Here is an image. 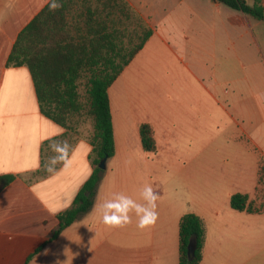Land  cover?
<instances>
[{"label": "crops", "instance_id": "1", "mask_svg": "<svg viewBox=\"0 0 264 264\" xmlns=\"http://www.w3.org/2000/svg\"><path fill=\"white\" fill-rule=\"evenodd\" d=\"M51 1L0 0V176H16L0 192V264H25L56 231L12 237L1 228L59 223L93 171L89 136L45 117L29 69L7 64L22 30ZM127 1L154 33L109 89L115 155L91 211L28 264H179L180 222L188 213L207 226L200 264H264V212L231 207L238 193L257 203L262 198L264 21L218 0ZM97 32L82 18V37ZM16 95L21 103L14 107L7 100ZM122 100L141 110L128 116ZM142 124L152 126L156 152L143 148ZM217 130L233 131L234 138L212 139ZM65 141L67 164L49 170L57 155L50 145ZM165 157L175 165L171 172ZM145 185L158 196L154 226L137 228L134 212L124 228L103 224L101 204L117 193L144 204Z\"/></svg>", "mask_w": 264, "mask_h": 264}, {"label": "trees", "instance_id": "2", "mask_svg": "<svg viewBox=\"0 0 264 264\" xmlns=\"http://www.w3.org/2000/svg\"><path fill=\"white\" fill-rule=\"evenodd\" d=\"M226 6L264 21L263 0H218ZM61 5L50 10L52 1L22 30L8 58V66H26L33 78L42 114L54 123L75 130L76 119H90L88 141L93 171L77 193L73 204L59 213V228L29 257L28 264L47 244L87 215L95 204L99 184L106 169L103 159L115 155V137L109 89L152 37L154 29L127 0H57ZM74 10L76 13L74 14ZM84 19L87 29L97 24L91 38L79 34ZM76 120V121H75ZM143 148L157 151L150 124H142ZM49 142L45 144L48 145ZM16 179L0 176V192ZM260 190V189H259ZM231 207L237 211L263 213L249 195L235 194ZM207 238V226L198 215L188 213L180 222L179 264H200ZM193 257H189L190 248Z\"/></svg>", "mask_w": 264, "mask_h": 264}, {"label": "clouds", "instance_id": "3", "mask_svg": "<svg viewBox=\"0 0 264 264\" xmlns=\"http://www.w3.org/2000/svg\"><path fill=\"white\" fill-rule=\"evenodd\" d=\"M59 7H61V5L57 0H52L50 10L54 11ZM50 147L57 155L49 158V170H52L54 166L61 161L67 164L68 150L70 147L68 143L66 141L62 144L53 143ZM140 195L146 203H137L131 197L123 193L114 194L112 199L106 200L99 206L102 212L103 224L113 229L124 228L132 223L130 213L134 212L139 218L136 225L137 228L144 230L154 226L158 219V212L156 210L158 196L150 185H145Z\"/></svg>", "mask_w": 264, "mask_h": 264}, {"label": "rangeland", "instance_id": "4", "mask_svg": "<svg viewBox=\"0 0 264 264\" xmlns=\"http://www.w3.org/2000/svg\"><path fill=\"white\" fill-rule=\"evenodd\" d=\"M82 0H80L81 2ZM7 81H5L3 83V91L5 92L7 87H8V84L6 83ZM210 84L212 87L214 86V82H211V83H208ZM148 91H143L139 94H147ZM138 94V95H139ZM136 97V95H134ZM21 97H19L18 95L10 98L7 100V103L13 105L14 107L18 106L20 103H21ZM18 104V105H17ZM121 109L123 111H126V114L128 116H133L134 115V111H140L141 109L140 108H137V110H135L134 106L133 105H124L123 103V100L121 101ZM20 109V108H19ZM141 113V112H140ZM136 116V114L134 115ZM78 120V121H76ZM76 123H75V130H77L80 134V136L82 137H85V135L87 136H90L89 135V131H92V124H91V121L90 119H84V118H78L76 119ZM135 120L133 119L132 122H134ZM88 133V134H87ZM234 133L233 131H228L227 134H221L220 132L217 131H213L212 132V139H216L217 141H221V140H224V139H231V138H234ZM91 134V132H90ZM134 134V133H132ZM187 135V133H185ZM179 135H181L179 133ZM185 140H188L187 136L184 138ZM185 152H186V149H185ZM136 155H140V153H136ZM166 161H167V164L165 163L164 164V167L165 168H168L169 166H175V165H171L169 163V159L167 157H165ZM139 166L140 168H143V161L140 160L139 162ZM168 170H170L168 168ZM171 172V170H170ZM167 174V173H166ZM260 189V192H261V196L262 198L260 199V202H258V205H262L264 204V180L263 182L261 183V187L259 188ZM22 224V223H21ZM59 228V223L57 220H54V219H51L49 222H48V225L46 226H40V225H36L35 227H30V228H27V227H20V226H10V227H6V228H1V230L5 231L9 236H14L15 234H18V233H24V234H34V233H37L38 235H47V236H51L52 233L57 230Z\"/></svg>", "mask_w": 264, "mask_h": 264}, {"label": "water", "instance_id": "5", "mask_svg": "<svg viewBox=\"0 0 264 264\" xmlns=\"http://www.w3.org/2000/svg\"><path fill=\"white\" fill-rule=\"evenodd\" d=\"M107 161H108L107 158L103 159V161L100 164V168L101 169L105 170L107 168ZM189 257L190 258L193 257V249H192V247L190 248Z\"/></svg>", "mask_w": 264, "mask_h": 264}]
</instances>
